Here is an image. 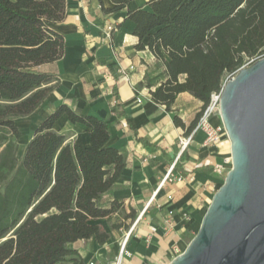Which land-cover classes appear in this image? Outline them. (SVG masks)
<instances>
[{
	"label": "trees",
	"instance_id": "trees-1",
	"mask_svg": "<svg viewBox=\"0 0 264 264\" xmlns=\"http://www.w3.org/2000/svg\"><path fill=\"white\" fill-rule=\"evenodd\" d=\"M131 0H115L114 12ZM129 10L138 49L147 48L166 67L167 79L151 92L171 110L182 92L203 101L188 127L196 128L212 93L251 60L264 56V0H149ZM67 15L66 0H0V264H86L70 244L111 238L102 223L122 210L103 202L126 156L110 146L109 124L61 104L37 127L19 160L22 131L16 120L43 104L61 80L45 67L61 60L65 36L53 28ZM66 115L89 130L90 144L56 131ZM178 126L185 123L178 116ZM133 210L125 218L134 220ZM122 223L112 228L122 227Z\"/></svg>",
	"mask_w": 264,
	"mask_h": 264
},
{
	"label": "crops",
	"instance_id": "crops-1",
	"mask_svg": "<svg viewBox=\"0 0 264 264\" xmlns=\"http://www.w3.org/2000/svg\"><path fill=\"white\" fill-rule=\"evenodd\" d=\"M148 1L131 0L106 13L103 9L115 7V0H66L65 20L53 25L65 36V56L45 67L61 82L36 112L25 117L36 130L61 104H68L79 114L106 120L108 144L126 156L115 187L103 198L106 205L114 200L123 205L113 214L123 226L106 229L110 235L111 231L122 233L120 250L112 238L104 245L95 238L79 240L75 243L91 241L88 252L78 249L85 262L110 252L119 253L120 264L171 261L177 256L176 248L184 250L188 237L198 231L232 166L227 162L231 145L226 133L221 141L208 143L204 130L193 129L191 142L181 147L180 140L190 135L186 132L203 101L189 92L180 93L171 110L154 101L151 92L167 79L166 67L147 46L136 47V24L128 18L129 10L148 9ZM175 116L184 127L175 123ZM210 122L222 125L218 112ZM53 128L66 133L71 142L90 144L87 127L73 124L66 115ZM29 140L19 144L17 156L21 153V159ZM172 165V176L165 179ZM220 166L225 170L220 172ZM131 210L136 214L134 220L125 218ZM124 241L127 252L122 254Z\"/></svg>",
	"mask_w": 264,
	"mask_h": 264
},
{
	"label": "water",
	"instance_id": "water-1",
	"mask_svg": "<svg viewBox=\"0 0 264 264\" xmlns=\"http://www.w3.org/2000/svg\"><path fill=\"white\" fill-rule=\"evenodd\" d=\"M232 166L201 225L169 264H264V57L223 85Z\"/></svg>",
	"mask_w": 264,
	"mask_h": 264
},
{
	"label": "built area",
	"instance_id": "built-area-1",
	"mask_svg": "<svg viewBox=\"0 0 264 264\" xmlns=\"http://www.w3.org/2000/svg\"><path fill=\"white\" fill-rule=\"evenodd\" d=\"M262 57H264V56H262ZM262 57H259V58H262ZM259 58H257V59H259ZM257 59L251 60L246 65H249L250 63H252L253 61H255ZM232 77H234V75L229 76L225 80V82L228 79L232 78ZM126 79H128L127 76H126ZM225 82H224V84H225ZM221 91H222V89L220 91H218V92L212 93L211 98H210V102L207 105V107L203 110L202 115H201V117L199 119V122H198V124H197V126L195 128V131L199 130V129H202V130H204L206 132V134H207V142L208 143H217V142L221 141L223 133H226L223 124L222 125H212L211 122H210L211 116L213 114L217 113V112L219 113ZM192 137H193V134H190V135L182 137L181 140H180L181 147L182 148H186L189 145V143L191 142ZM227 162H228V164L232 165L231 158L228 159ZM173 168H174V165H172V167L169 170V172L167 173L165 179H167L169 176H172L171 173H172V169ZM218 170L221 172V171L225 170V167L220 166V167H218ZM183 251L184 250H181L180 248H176V254L177 255L181 254ZM124 252H127L126 251V241H124L123 244H122V254ZM120 260H121V258H119V261H118L119 264L121 262ZM91 264H94V263L91 262Z\"/></svg>",
	"mask_w": 264,
	"mask_h": 264
},
{
	"label": "rangeland",
	"instance_id": "rangeland-1",
	"mask_svg": "<svg viewBox=\"0 0 264 264\" xmlns=\"http://www.w3.org/2000/svg\"><path fill=\"white\" fill-rule=\"evenodd\" d=\"M17 125L20 127L21 131H22V137L19 140V144L26 142L30 139V137L34 134L35 129L30 125V122L28 121V118H20L16 120ZM25 144L23 147H25ZM26 149V147H25ZM19 160H21V157H18ZM227 174V173H226ZM225 174V176H226ZM225 178V177H224ZM117 216H110L106 219L102 220V225L104 226L105 229L107 230H112V227L114 224H118L119 222L116 220ZM111 238L112 241H114L115 246H117V248L119 247L120 250V246H121V234L119 233V231L113 232L111 231ZM194 237V235H191L188 237L187 239V244L190 242V240ZM90 242L91 241H81L78 243H72L70 244L71 247L73 248H77L80 249V251H82L83 253H86L90 250L91 246H90ZM79 251V250H78ZM119 253L117 254H113L112 252H110L109 255L105 256V257H101L99 255H96L94 259L92 260H87V262H85L86 264H91V262H93L94 264H117L119 261ZM176 257V256H175ZM174 257V258H175ZM172 261V260H171ZM171 261H160L158 264H169ZM61 264H73L72 262H64Z\"/></svg>",
	"mask_w": 264,
	"mask_h": 264
},
{
	"label": "bare ground",
	"instance_id": "bare-ground-1",
	"mask_svg": "<svg viewBox=\"0 0 264 264\" xmlns=\"http://www.w3.org/2000/svg\"><path fill=\"white\" fill-rule=\"evenodd\" d=\"M19 157H21V153L19 154ZM117 264H119V262Z\"/></svg>",
	"mask_w": 264,
	"mask_h": 264
}]
</instances>
